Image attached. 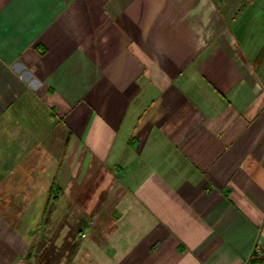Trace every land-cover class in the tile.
<instances>
[{
	"label": "crops",
	"instance_id": "crops-1",
	"mask_svg": "<svg viewBox=\"0 0 264 264\" xmlns=\"http://www.w3.org/2000/svg\"><path fill=\"white\" fill-rule=\"evenodd\" d=\"M255 244L264 0H0V264H242Z\"/></svg>",
	"mask_w": 264,
	"mask_h": 264
},
{
	"label": "built area",
	"instance_id": "built-area-1",
	"mask_svg": "<svg viewBox=\"0 0 264 264\" xmlns=\"http://www.w3.org/2000/svg\"><path fill=\"white\" fill-rule=\"evenodd\" d=\"M242 264H264L262 248L258 244H255L251 254Z\"/></svg>",
	"mask_w": 264,
	"mask_h": 264
},
{
	"label": "rangeland",
	"instance_id": "rangeland-1",
	"mask_svg": "<svg viewBox=\"0 0 264 264\" xmlns=\"http://www.w3.org/2000/svg\"><path fill=\"white\" fill-rule=\"evenodd\" d=\"M21 116L23 117V119H25V117H26L25 115H20V117H21Z\"/></svg>",
	"mask_w": 264,
	"mask_h": 264
}]
</instances>
